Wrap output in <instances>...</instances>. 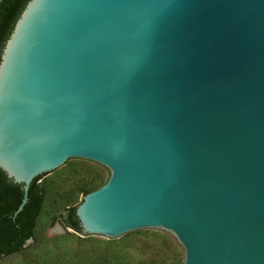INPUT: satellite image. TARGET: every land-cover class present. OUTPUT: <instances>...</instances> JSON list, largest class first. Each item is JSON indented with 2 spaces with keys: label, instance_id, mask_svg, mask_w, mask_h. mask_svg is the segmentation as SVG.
Listing matches in <instances>:
<instances>
[{
  "label": "water",
  "instance_id": "water-1",
  "mask_svg": "<svg viewBox=\"0 0 264 264\" xmlns=\"http://www.w3.org/2000/svg\"><path fill=\"white\" fill-rule=\"evenodd\" d=\"M72 160L109 174L75 210L88 241L264 264V0H29L0 54L14 216Z\"/></svg>",
  "mask_w": 264,
  "mask_h": 264
},
{
  "label": "rangeland",
  "instance_id": "rangeland-1",
  "mask_svg": "<svg viewBox=\"0 0 264 264\" xmlns=\"http://www.w3.org/2000/svg\"><path fill=\"white\" fill-rule=\"evenodd\" d=\"M108 177L107 168L72 160L59 174L40 179L45 203L34 237L0 264H182L184 250L175 236L152 231L115 244L94 242L57 219L64 208L82 201L84 189L98 188Z\"/></svg>",
  "mask_w": 264,
  "mask_h": 264
},
{
  "label": "trees",
  "instance_id": "trees-1",
  "mask_svg": "<svg viewBox=\"0 0 264 264\" xmlns=\"http://www.w3.org/2000/svg\"><path fill=\"white\" fill-rule=\"evenodd\" d=\"M29 0H0V54L14 24ZM47 174V173H46ZM46 174L36 177L31 183L28 201L24 208L14 216L22 202L24 191L21 184L8 179L0 169V258L19 252L35 233L37 219L44 203V186L39 180ZM84 189L87 194L97 188ZM77 205L67 206L57 217L67 227L80 231L75 210Z\"/></svg>",
  "mask_w": 264,
  "mask_h": 264
}]
</instances>
